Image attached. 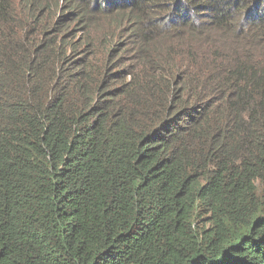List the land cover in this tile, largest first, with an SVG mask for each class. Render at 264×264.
I'll list each match as a JSON object with an SVG mask.
<instances>
[{
  "label": "trees",
  "instance_id": "16d2710c",
  "mask_svg": "<svg viewBox=\"0 0 264 264\" xmlns=\"http://www.w3.org/2000/svg\"><path fill=\"white\" fill-rule=\"evenodd\" d=\"M0 264H264V0H0Z\"/></svg>",
  "mask_w": 264,
  "mask_h": 264
}]
</instances>
